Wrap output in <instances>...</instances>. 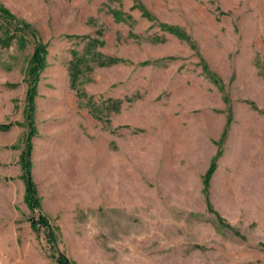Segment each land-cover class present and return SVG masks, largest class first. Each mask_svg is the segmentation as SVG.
Instances as JSON below:
<instances>
[{
	"label": "rangeland",
	"instance_id": "rangeland-1",
	"mask_svg": "<svg viewBox=\"0 0 264 264\" xmlns=\"http://www.w3.org/2000/svg\"><path fill=\"white\" fill-rule=\"evenodd\" d=\"M59 254L264 264V0H0V264Z\"/></svg>",
	"mask_w": 264,
	"mask_h": 264
},
{
	"label": "trees",
	"instance_id": "trees-1",
	"mask_svg": "<svg viewBox=\"0 0 264 264\" xmlns=\"http://www.w3.org/2000/svg\"><path fill=\"white\" fill-rule=\"evenodd\" d=\"M1 9H3V8H1ZM2 12L7 13L8 16L11 15L6 9H3ZM168 29L170 31H173V32L177 31L176 27H175V29L170 28V27ZM44 52H45V50H44V47L42 44L36 45L35 50L32 54L31 59H30L31 65L29 68L30 73H32L33 79H36V78H34L35 73L43 63ZM113 62H114V60H112L110 57H108L107 60H105L103 58L99 60V64H110ZM33 79H32V81H33ZM35 88H36V86L32 85L31 87H29V89L27 91L26 97H27L28 107H29V105H31L30 102L34 97L33 94H34ZM31 110H32L31 108L28 109L27 116H31ZM228 122H229V120H228ZM28 139H29V135H27L26 139H25L26 151H24L20 154V160H21V168H23V171H24L22 179L25 183V200H26L28 206L30 207V209L33 210L35 208V206H39V203H38V199L34 196V192H35L34 182L31 178V174H30V170H29L30 165H31L30 158H29L31 145H30V142ZM220 153H221V150H218L217 154L212 158L208 168L206 169V171L204 173V176H203V185L204 186H203V190H202L204 192V195L207 194L208 180L211 177L214 170L216 169V166H217L216 158L219 156ZM207 207L209 209H212L208 200H207ZM30 223H31L32 228L35 231H39L40 228L42 227L44 229V233H45V237H46L47 242L50 244V246H52L54 244V241H55L54 230H53L51 224L49 223V219L45 215H43V214L39 215L38 220H36L33 217L30 218ZM56 259H57V262L59 264H72L71 261L67 257H65L63 254H59Z\"/></svg>",
	"mask_w": 264,
	"mask_h": 264
}]
</instances>
